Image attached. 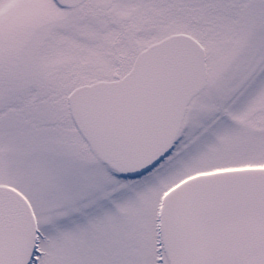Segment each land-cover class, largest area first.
<instances>
[{"label":"snow or ice","instance_id":"obj_1","mask_svg":"<svg viewBox=\"0 0 264 264\" xmlns=\"http://www.w3.org/2000/svg\"><path fill=\"white\" fill-rule=\"evenodd\" d=\"M0 264H264V0H0Z\"/></svg>","mask_w":264,"mask_h":264}]
</instances>
